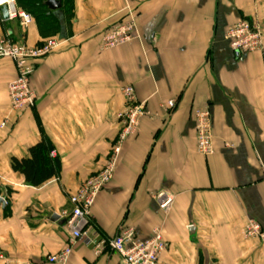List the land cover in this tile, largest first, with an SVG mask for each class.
<instances>
[{
	"label": "crops",
	"instance_id": "obj_1",
	"mask_svg": "<svg viewBox=\"0 0 264 264\" xmlns=\"http://www.w3.org/2000/svg\"><path fill=\"white\" fill-rule=\"evenodd\" d=\"M1 9L0 41L62 45L37 63L38 100L22 113L12 111L9 95L16 65L0 59V264H49L66 248L62 212L108 161L129 85L147 116L92 208V241L108 244L122 227L146 240L160 228L169 248L159 264H264L261 241L243 234L250 220L264 231V47L238 54L224 39L242 20L264 31V0H72L48 9L57 24L50 34L35 20L29 27L5 21ZM122 23L134 25L133 39L105 49V34ZM205 107L214 136L208 157L197 150L193 118ZM44 138L62 171L33 187L12 159L29 157ZM162 191L174 197L168 215L152 198ZM120 260L109 246L97 255L78 244L67 264Z\"/></svg>",
	"mask_w": 264,
	"mask_h": 264
},
{
	"label": "built area",
	"instance_id": "obj_2",
	"mask_svg": "<svg viewBox=\"0 0 264 264\" xmlns=\"http://www.w3.org/2000/svg\"><path fill=\"white\" fill-rule=\"evenodd\" d=\"M7 6L11 20H20L23 27H29L34 18L17 7L15 0H0V7ZM135 28L132 23L119 24L108 31L103 39L105 49H112L133 39ZM230 48L238 54L261 51L264 47V31L262 26L253 21L242 20L228 29L224 35ZM62 43L56 38H49L37 47L17 44L10 39L0 41V59H11L17 69V77L9 85V95L12 111L22 113L35 106L38 96L31 87V78L35 73L37 63L55 53ZM125 98V108L119 114L121 131L112 146L111 154L103 169L86 180L70 196L71 211H63L62 217L70 234L66 248L48 257L49 264H67L78 244L95 247V253L101 255L109 246L120 257V264H159L162 255L169 248L162 230L155 228L149 239L137 237L132 228L122 227L117 236L107 243L92 241L88 234L89 218L92 208L100 192L113 180L117 161L127 139L138 134L142 120L147 116L145 105L136 96L133 86L122 89ZM176 106L174 101L168 103L170 109ZM197 150L203 156L214 154L212 115L209 107L196 108L193 112ZM6 126V122L2 127ZM57 156L55 151L50 153ZM152 198L159 209L169 214L174 204V197L167 192H159ZM246 238L259 239L264 246V231L258 222L250 220L243 230ZM2 254L0 253V259Z\"/></svg>",
	"mask_w": 264,
	"mask_h": 264
},
{
	"label": "trees",
	"instance_id": "obj_3",
	"mask_svg": "<svg viewBox=\"0 0 264 264\" xmlns=\"http://www.w3.org/2000/svg\"><path fill=\"white\" fill-rule=\"evenodd\" d=\"M17 7L30 14L37 22L40 33L56 32V19L48 11L47 0H15ZM62 3L71 4L72 0H60ZM71 12V9H68ZM41 45V44H40ZM54 146L48 138H44L29 150V157L23 159H12L14 172L25 177V182L33 187L42 186L52 178L58 176L62 171L60 159L52 158L50 153Z\"/></svg>",
	"mask_w": 264,
	"mask_h": 264
},
{
	"label": "water",
	"instance_id": "obj_4",
	"mask_svg": "<svg viewBox=\"0 0 264 264\" xmlns=\"http://www.w3.org/2000/svg\"><path fill=\"white\" fill-rule=\"evenodd\" d=\"M46 6L51 11H57V10H60L62 8V2L60 0H47ZM1 11H2V16H3L4 20L8 21L10 19L8 7L3 6ZM2 203H5V201L2 200ZM53 218H54V220L60 219V217H58V216H54Z\"/></svg>",
	"mask_w": 264,
	"mask_h": 264
}]
</instances>
